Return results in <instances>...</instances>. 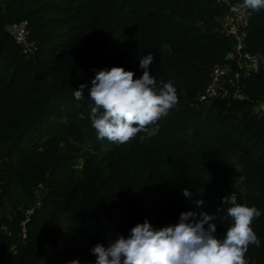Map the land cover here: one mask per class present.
I'll use <instances>...</instances> for the list:
<instances>
[{
    "label": "trees",
    "instance_id": "obj_1",
    "mask_svg": "<svg viewBox=\"0 0 264 264\" xmlns=\"http://www.w3.org/2000/svg\"><path fill=\"white\" fill-rule=\"evenodd\" d=\"M242 3L0 0V264H94L96 244L127 238L145 220L176 224L187 211L215 215L223 238L231 192L261 211L252 224L261 243L246 259L264 264V66L247 68L222 22ZM249 11L241 52L264 56V9ZM21 21L34 53L7 30ZM148 53L150 74L172 81L177 105L143 142V133L120 146L97 139L92 79L111 67L140 78ZM217 67L225 73L207 96Z\"/></svg>",
    "mask_w": 264,
    "mask_h": 264
},
{
    "label": "clouds",
    "instance_id": "obj_2",
    "mask_svg": "<svg viewBox=\"0 0 264 264\" xmlns=\"http://www.w3.org/2000/svg\"><path fill=\"white\" fill-rule=\"evenodd\" d=\"M242 6L259 12L264 9V0H243ZM170 49L169 45L163 46ZM152 53L139 58L143 70L140 78L123 67H111L98 71L91 81L90 112L88 119L96 130L97 139H106L117 146L129 143L138 134L141 142L158 134L159 121L166 118L178 103L176 88L172 81L157 84L149 68L154 61ZM86 84L74 90L76 100H83ZM80 119H84L81 113ZM185 197L192 193L185 188ZM197 206L203 200L195 201ZM231 218V226L218 238L215 215L207 212H182L176 224L155 229L145 220L136 224L126 238L119 235L107 247L96 244L91 253L94 264H249L246 253L249 246H260L254 231L253 221L261 216L255 206L237 202L231 192L222 198ZM219 211V210H218ZM207 226V227H206ZM68 264H80L78 259Z\"/></svg>",
    "mask_w": 264,
    "mask_h": 264
},
{
    "label": "built area",
    "instance_id": "obj_3",
    "mask_svg": "<svg viewBox=\"0 0 264 264\" xmlns=\"http://www.w3.org/2000/svg\"><path fill=\"white\" fill-rule=\"evenodd\" d=\"M243 4V3H242ZM242 4L232 5L230 12L222 19L223 27L229 33H233L237 39V50L240 58L245 59L246 66L249 70L257 71L264 66V56L258 54H250L249 52H241L244 45V38L246 35V27L249 22L250 11L244 8ZM7 30L13 36L15 41L23 47L25 53H34L37 49L35 41L31 39V31L27 21L11 22L7 25ZM229 58L234 57V53L228 54ZM225 73V69L217 67L213 76V83L207 91V96H213L218 93L217 86L221 75ZM203 96L202 99H205ZM264 106L261 105V108ZM49 250V249H48ZM50 251V250H49Z\"/></svg>",
    "mask_w": 264,
    "mask_h": 264
},
{
    "label": "rangeland",
    "instance_id": "obj_4",
    "mask_svg": "<svg viewBox=\"0 0 264 264\" xmlns=\"http://www.w3.org/2000/svg\"><path fill=\"white\" fill-rule=\"evenodd\" d=\"M53 247H54L53 245H49V246L47 247V249L52 250Z\"/></svg>",
    "mask_w": 264,
    "mask_h": 264
}]
</instances>
